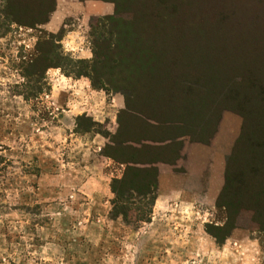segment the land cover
Listing matches in <instances>:
<instances>
[{
	"label": "clouds",
	"instance_id": "clouds-1",
	"mask_svg": "<svg viewBox=\"0 0 264 264\" xmlns=\"http://www.w3.org/2000/svg\"><path fill=\"white\" fill-rule=\"evenodd\" d=\"M0 24V264H264V230L232 229L221 239L208 226L223 229L227 219L203 193L133 190L136 217L113 216L127 203L112 186L123 165L114 169L101 154L125 104L96 87L90 69L80 71L95 59L91 30L65 25L53 40L61 62L30 78L36 31L52 30L2 11Z\"/></svg>",
	"mask_w": 264,
	"mask_h": 264
},
{
	"label": "trees",
	"instance_id": "trees-1",
	"mask_svg": "<svg viewBox=\"0 0 264 264\" xmlns=\"http://www.w3.org/2000/svg\"><path fill=\"white\" fill-rule=\"evenodd\" d=\"M84 1V0H80ZM111 2L113 12L111 14L94 16L89 22L90 35L94 38L95 59L91 65L82 63L81 72L91 71L95 86L98 88L123 89L125 109L117 116L119 128L117 134L112 137V146H107L111 153H105L114 161L126 164L123 170V179H113L114 191H118V200L127 201L126 204H117L113 216L123 213L127 219L131 211L136 210L132 201V191L138 195L156 192L158 185V172L154 163L157 161H168L171 158L172 145L180 149L177 138L182 136H194L201 128L197 120L203 113L197 104L203 100L198 97L195 86L184 82L177 74L163 71L165 58L164 53L156 50L154 46L148 49L146 40L137 39L130 29L136 22V18L128 19L124 13H133L134 6L140 11L150 10L153 17L160 14V21L168 13L176 14L178 1L176 0H100ZM137 3V4H136ZM187 6V5H185ZM55 9V0H6V6L0 9L7 20H14L18 24H24L35 28L37 25L45 24L50 14ZM185 14V13H184ZM159 17V16H158ZM187 17V14L183 15ZM167 17L165 19V22ZM7 22V21H6ZM193 23L195 34L189 37L199 38L206 27ZM216 27V26H215ZM197 32L201 34H196ZM215 34L221 33L215 28ZM64 30L59 28L56 34L50 33L47 40L40 41L37 45L33 62L29 63L27 75L43 73L44 69L51 64L61 62L56 54L53 40L62 38ZM204 36V35H203ZM185 48L178 49L177 43H168L167 49L191 50L198 49L197 44L183 40ZM153 43V42H152ZM183 47V46H182ZM194 47V48H193ZM181 48V47H180ZM139 51L144 52L140 55ZM165 51V50H164ZM168 53V52H167ZM168 56V55H167ZM173 61V60H172ZM172 61H169L173 64ZM67 66L68 61H63ZM184 67L183 63L181 64ZM41 66V67H40ZM179 90L175 89L181 82ZM192 83H197L195 79ZM197 81V82H196ZM190 82V81H189ZM246 84H256V80L246 78L242 81ZM220 84V83H219ZM261 88V87H260ZM177 90V91H176ZM261 105L258 113H250L240 128V133L234 142L231 155L227 158L224 181L218 193L215 205L223 210L227 224L223 229H217L211 225L208 230L223 238L232 231L244 226L245 229L259 228L264 230V89L260 91ZM224 98L229 99L243 118L246 100L236 93L234 97L226 94ZM178 97H182L179 103ZM263 102V103H262ZM182 105V106H181ZM245 114V115H244ZM89 126L87 123L86 128ZM139 139L161 146L142 145L140 148L132 147L127 143L139 142ZM165 157H159L167 153ZM176 152V151H175ZM145 154H149L148 156ZM178 156L175 153V158ZM159 159V160H158ZM114 203H116L114 201ZM247 215V224L241 225L239 220Z\"/></svg>",
	"mask_w": 264,
	"mask_h": 264
},
{
	"label": "rangeland",
	"instance_id": "rangeland-1",
	"mask_svg": "<svg viewBox=\"0 0 264 264\" xmlns=\"http://www.w3.org/2000/svg\"><path fill=\"white\" fill-rule=\"evenodd\" d=\"M176 1H178L175 8L176 14L168 13L167 16L164 15L162 21H160L161 13L158 12L159 17L154 18L153 11L152 13L150 10L140 11L137 3V6H134L136 11L124 13L123 16L131 20L136 18L130 30L137 39L139 37H142L141 40L147 39L146 48L152 49L154 46L156 50H160V53H164L163 57L166 60L163 71L168 70L173 75L177 74L183 82L189 79L190 82L187 81V84L196 87L198 97L204 95L203 100L197 102L203 113V118L200 117V120H197L201 127L199 132H195L194 136L186 135L177 138V142H181H179L180 149L172 145L171 158L166 162L154 163L158 172V184L161 174L163 191L170 188H184L189 194L193 191L203 193L206 195L207 202L215 203L223 185L226 161L231 155L241 125L250 117V113H258L257 110L261 105L260 91L261 88L264 89V0ZM184 13L187 17H183ZM94 16L98 15L73 10L72 13L64 16L60 27L63 28L64 35L68 30L65 25H69L70 28L76 26L89 28V22ZM166 17L167 22H165ZM193 20L206 27V30L202 31L203 34L198 35L199 38L189 37V34H195L193 23H190ZM3 26L4 24H0V27ZM215 28H218V31L221 30V33L215 34ZM51 33L57 32L55 30ZM36 34L40 36V41L47 40L46 37L50 35L43 29H37ZM183 40L189 43L193 41L198 49L176 50L185 48L186 42ZM168 43H177L179 47L169 50ZM139 53L142 55L144 52L139 51ZM35 56L33 53L32 58ZM28 70H31L29 64L24 67L25 75ZM42 74L40 72L36 76ZM27 76L31 78L33 75ZM246 78L256 80V84L242 83ZM192 79L198 82L192 83ZM182 81L175 85L177 86L175 89L179 90L178 85ZM104 89L108 92L120 93L123 97L125 94L123 89L106 87ZM236 93L246 100L242 110L243 113H248L246 118L233 108L235 106L230 104L227 99L229 97L224 98L226 94L234 97ZM178 99L183 105L182 97ZM117 101L119 102V97ZM87 123L89 124L88 121H82V126L86 128ZM103 134L109 135L107 132ZM127 144L135 148L146 144L155 147L162 145L143 139ZM110 146L113 147V144ZM175 151L178 154L176 158ZM105 153H111V150L106 147L101 157L106 156ZM167 154L168 152L158 156L165 157ZM99 162L107 163L102 158ZM114 162V169L119 168L120 165H123V170L125 169L126 164ZM104 171L108 172L109 169L105 168ZM2 172L3 169H0V173ZM158 187L159 185H157V191ZM222 211L218 209V219L224 218ZM136 213L137 210L131 211L128 218H135ZM243 215L244 217L241 216L239 220L241 225L247 224V215ZM243 227L236 229L243 230L245 229Z\"/></svg>",
	"mask_w": 264,
	"mask_h": 264
},
{
	"label": "crops",
	"instance_id": "crops-1",
	"mask_svg": "<svg viewBox=\"0 0 264 264\" xmlns=\"http://www.w3.org/2000/svg\"><path fill=\"white\" fill-rule=\"evenodd\" d=\"M66 2H62L61 0H55V9L49 16V20L44 24L47 25L53 31L57 30L60 27V23L62 22L64 16L75 12L86 13L89 15H106L111 14L113 12V4L110 2H104L100 0H65ZM66 3V5H65ZM161 174L159 176V191H163V187L161 184ZM239 230V229H237Z\"/></svg>",
	"mask_w": 264,
	"mask_h": 264
}]
</instances>
